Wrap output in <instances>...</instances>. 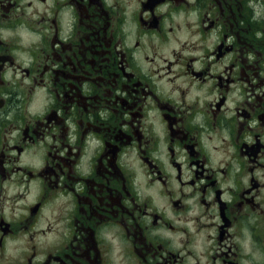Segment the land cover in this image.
<instances>
[{
	"label": "flooded vegetation",
	"instance_id": "flooded-vegetation-1",
	"mask_svg": "<svg viewBox=\"0 0 264 264\" xmlns=\"http://www.w3.org/2000/svg\"><path fill=\"white\" fill-rule=\"evenodd\" d=\"M251 3L0 0V264L6 239L25 237L23 264H124L121 255L129 264H185L181 253L194 256L193 236L182 225L194 208L184 201L197 196L196 231L216 229L209 264H237L232 240L245 230L264 247V38H256L264 33V0ZM194 10L195 29L187 16ZM209 82L215 110L201 107L199 96L188 99ZM237 89L243 99L230 109ZM161 124L163 144L155 132ZM164 145L179 189L153 159ZM25 152L42 167H17ZM21 187L34 202L18 205L26 197L16 191L6 219V193ZM217 216L219 224L201 219ZM154 230L183 233V248ZM50 232L60 240L38 247L35 237Z\"/></svg>",
	"mask_w": 264,
	"mask_h": 264
},
{
	"label": "clouds",
	"instance_id": "clouds-1",
	"mask_svg": "<svg viewBox=\"0 0 264 264\" xmlns=\"http://www.w3.org/2000/svg\"><path fill=\"white\" fill-rule=\"evenodd\" d=\"M190 3H195V0H189ZM249 7H252V3L251 0H249ZM71 7V6H70ZM165 8H167V5H165ZM180 18H183L185 16V13L181 12L180 14ZM188 19L189 21L193 24V28L195 29V27L197 26V20L199 17V12L198 10H194V11H190L188 14ZM253 21H256V16L254 15L252 17ZM256 38L257 39H262L264 38V33L261 32H257L256 33ZM188 36L182 35L181 36V40L182 41H187ZM232 37H229L228 39V43L231 44L232 43ZM42 40V36L39 40V42ZM197 40H199V36L196 37H192L191 38V42L195 43ZM175 51L180 52L181 51V45L180 44H173L172 46ZM184 56H194V57H200L201 59H203L204 57V53L203 51H184L183 52ZM168 60H171L173 63H175L174 57L171 55V50L168 51L167 57ZM248 58L251 60L253 59L252 54H249ZM210 60L214 61L216 59L215 56H211L209 57ZM162 63V62H161ZM24 67H28V65H24ZM164 67H167L166 65H164ZM193 68L195 69L196 72H200L202 70V64L200 62V60H197L194 64H193ZM130 71V69H129ZM173 71L175 72L176 69L174 68ZM163 74V73H162ZM26 83H29L28 81H26ZM177 84H181V81L178 80L176 82ZM211 86V82H209V84L204 86V91L200 92V93H194V94H190L188 99L189 101H192L196 98V96H199V103L201 107H204L205 103H212L213 104V109L215 110L216 104L219 103V97L217 93H212L211 95L207 94V89ZM232 87H236L235 85H232ZM175 96H179L180 93L179 92H175L174 93ZM7 99V97H6ZM243 97L240 95V90L237 89V91L235 93H232L229 95L228 97V103H227V107L230 109H235L236 104L233 102L234 100H242ZM54 102V100H53ZM223 110V109H221ZM43 111L37 113L35 111H29L28 115L29 116H39V115H43ZM231 115H235V112L233 111L231 113ZM256 123L255 121L252 123V127H255ZM156 135L159 137L161 144L164 143V138H165V130H164V126L161 124L159 125L156 129H155ZM19 135V131H14L12 133V136L15 137ZM223 139L224 140H229V135L228 133L225 131L223 133ZM13 143V142H10ZM99 143V141H98ZM10 155L12 156H17L18 153L13 151L10 153ZM153 159H161L162 162L165 165V169L168 171V173L172 176V182L175 184L176 188L179 189L180 185L179 183L176 182L175 177L177 175L176 169L172 167L171 163L169 162V158H168V153L166 151V145H164V149H163V155H157V154H153ZM179 163L184 164V158L181 157L178 160ZM212 162L213 165L217 164L219 162V156L215 153L212 154ZM139 163H143L142 161H140ZM221 167H223V165H220ZM17 167L20 168H25V167H42V161H40L39 163H34L32 161L29 160L28 154L27 152H25L23 155L20 156V163L17 165ZM186 168V165H185ZM21 175H23V173H21ZM151 177H149L150 179ZM13 179H15V177H13ZM185 179H187V176H185ZM35 183V182H33ZM155 187L157 189H159L160 183L159 181L156 182ZM5 188H8L7 183L5 184ZM16 191H19L21 193H23L26 197L25 200H20L17 201L18 205H25L27 203H32L34 202V195L33 194H29V192H25L24 188L21 187L18 190H8L6 195L9 197L8 200L5 201V209H4V216L6 219H10L11 218V200L10 197L16 194ZM184 191L188 194H191L192 189L189 188H185ZM198 196L197 197H192L191 199L185 200L184 203L187 204H191L193 205L194 210L191 211L188 215L191 218V222L188 223L187 225H182V226H186L189 231L192 233L193 236V243L190 245V250L194 253V256H187L186 252H182L181 255L186 257V261L185 264H197V262L199 261V264H209V260H208V256L205 255V253L208 252L209 249H211L213 247V245L215 244V234H216V229H204L201 230L200 232L196 231V224H195V217L199 214L198 212V205H197V200H198ZM222 200H224L225 202H230V197L225 194L221 197ZM202 222L205 224H212V223H216L219 224L220 223V219L219 216H217L215 218V220H208L206 217H202ZM229 232H232L233 229H228ZM153 235H162L163 238L168 239L169 241H171V247L172 248H183V245L180 243V241L182 239H185L184 234L183 233H178V234H174L171 231H164L161 232V230H154L153 231ZM211 235L214 238L212 240L208 239V236ZM60 240V237L56 235L55 232H50L47 233L46 235H37L35 237V244L40 247V248H44V247H50L55 245L58 241ZM106 243H113L111 241V239L109 238L108 240H106ZM232 244H235L238 246L239 252H238V256H239V260L237 261V264H264V247H262L261 245L257 244L253 239H252V233L249 230H245L242 236H237L235 239L232 240ZM232 244H229L228 247H231ZM29 246L26 243V237L25 238H16V239H11L8 238L5 241V246L3 249V258L5 261V264H17V262H20V264H23L22 261V257L23 254L27 251H29ZM226 251V249H225ZM233 251H237V249H233ZM121 252H123V249H121ZM38 260L42 259V257H37ZM120 260L124 261V264H129V262L127 261V259L125 258L124 255H121ZM114 264H120V261H114ZM216 264H222L221 260H217Z\"/></svg>",
	"mask_w": 264,
	"mask_h": 264
}]
</instances>
